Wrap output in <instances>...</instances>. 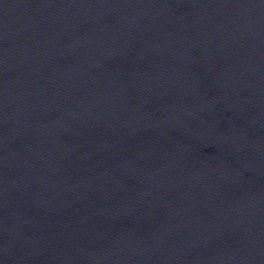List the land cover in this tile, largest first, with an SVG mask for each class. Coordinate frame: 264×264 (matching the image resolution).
<instances>
[{
	"label": "water",
	"instance_id": "obj_1",
	"mask_svg": "<svg viewBox=\"0 0 264 264\" xmlns=\"http://www.w3.org/2000/svg\"><path fill=\"white\" fill-rule=\"evenodd\" d=\"M0 264H264V4L0 0Z\"/></svg>",
	"mask_w": 264,
	"mask_h": 264
}]
</instances>
